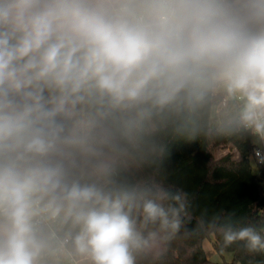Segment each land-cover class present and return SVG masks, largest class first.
Returning <instances> with one entry per match:
<instances>
[{
  "label": "clouds",
  "instance_id": "clouds-1",
  "mask_svg": "<svg viewBox=\"0 0 264 264\" xmlns=\"http://www.w3.org/2000/svg\"><path fill=\"white\" fill-rule=\"evenodd\" d=\"M218 95L264 168V0H0V264H40L54 224L91 264H135L147 240L107 177ZM164 195L143 228H179L185 194ZM261 231L223 241L264 252Z\"/></svg>",
  "mask_w": 264,
  "mask_h": 264
},
{
  "label": "trees",
  "instance_id": "trees-1",
  "mask_svg": "<svg viewBox=\"0 0 264 264\" xmlns=\"http://www.w3.org/2000/svg\"><path fill=\"white\" fill-rule=\"evenodd\" d=\"M223 99L218 95L193 112L158 122L139 148L116 160L107 179L129 193L131 218L147 240L134 253L135 264H264V252H250L241 241L230 246L223 241L227 224L264 229V168L257 166L253 157L254 138L237 130L241 103L230 102L226 108L214 111ZM219 148L231 151L217 158ZM234 153L239 155L238 160ZM178 190L185 194L179 228H143V201L153 199L175 206L164 193ZM70 231L65 225L58 229L62 238ZM212 234L215 250L232 253V262L210 260L203 242ZM57 246L51 240L40 263L72 264L58 260ZM67 247L76 260L80 259L82 254L71 241Z\"/></svg>",
  "mask_w": 264,
  "mask_h": 264
},
{
  "label": "rangeland",
  "instance_id": "rangeland-1",
  "mask_svg": "<svg viewBox=\"0 0 264 264\" xmlns=\"http://www.w3.org/2000/svg\"><path fill=\"white\" fill-rule=\"evenodd\" d=\"M220 109L218 107L215 108V112L219 111ZM253 143H254V140H253ZM231 150L230 149H227V148H219L216 152V157L217 158H220L222 157L223 155L229 153ZM235 154V159H239V155L237 153H234ZM251 162H252V165H253V168H254V171L256 172L257 170V167H256V164L254 162V160L251 158ZM215 235L212 234L210 235L206 240H204L203 242V248L204 250L207 252L209 258L211 261L215 262V263H224V262H232L233 260V254L230 253V252H225V251H222V252H218L215 250ZM58 256V259L62 262H66L65 261V257L62 255H57ZM77 264H91L90 260L88 259V257L84 254L81 255L80 259H78V262Z\"/></svg>",
  "mask_w": 264,
  "mask_h": 264
},
{
  "label": "built area",
  "instance_id": "built-area-1",
  "mask_svg": "<svg viewBox=\"0 0 264 264\" xmlns=\"http://www.w3.org/2000/svg\"><path fill=\"white\" fill-rule=\"evenodd\" d=\"M230 102H233V101H226L224 98L222 100L221 104L216 106V107H218L219 109L226 108ZM236 103H240V102H236ZM254 159H255V157H254ZM255 161H256V159H255ZM60 226L61 225H59V224H54L52 226V229H51V240L55 241V243L58 245L56 253H57V255H62V257L64 256L66 262H69L72 264H77L78 260H76L74 258V256L72 255V253L70 252V250L67 247V244L71 241L70 238L69 237L62 238L58 233V229Z\"/></svg>",
  "mask_w": 264,
  "mask_h": 264
},
{
  "label": "water",
  "instance_id": "water-1",
  "mask_svg": "<svg viewBox=\"0 0 264 264\" xmlns=\"http://www.w3.org/2000/svg\"><path fill=\"white\" fill-rule=\"evenodd\" d=\"M40 264H42V263H40Z\"/></svg>",
  "mask_w": 264,
  "mask_h": 264
}]
</instances>
